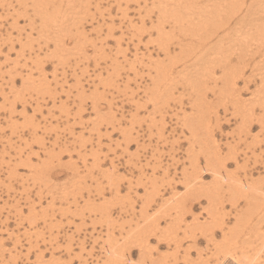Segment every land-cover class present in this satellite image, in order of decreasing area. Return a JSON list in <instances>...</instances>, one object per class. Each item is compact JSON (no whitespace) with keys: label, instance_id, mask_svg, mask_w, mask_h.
I'll use <instances>...</instances> for the list:
<instances>
[{"label":"rangeland","instance_id":"obj_1","mask_svg":"<svg viewBox=\"0 0 264 264\" xmlns=\"http://www.w3.org/2000/svg\"><path fill=\"white\" fill-rule=\"evenodd\" d=\"M178 1L0 0V264H208L231 227L263 245L246 192L221 179L216 204L205 192L211 164L264 181V84L251 71L264 48L240 46L231 19L234 38L211 45L246 63L225 86L189 4L210 2Z\"/></svg>","mask_w":264,"mask_h":264},{"label":"bare ground","instance_id":"obj_2","mask_svg":"<svg viewBox=\"0 0 264 264\" xmlns=\"http://www.w3.org/2000/svg\"><path fill=\"white\" fill-rule=\"evenodd\" d=\"M47 1V0H46ZM185 0H181V1H178L176 2L177 4H179V6H181L183 4ZM204 2H210L208 5H205V4H202V5H198V4H194V3H189L191 7H193L194 11L192 12L193 14H195L198 18V21H197V24L198 26L200 27H205L203 28L201 31H203V34L200 35V37L202 38L201 40H196L199 42L200 46L202 48H205L207 46H210V49L209 50H213V52H218L217 51V48L216 46H213L211 45L212 43V38H215V37H220L222 35L226 37V40L229 41L231 40L232 38H234L235 35H232V32L233 31V28H231V19H236L237 22H239L238 26L236 27L238 32H240V37L242 38V41L239 43L240 46H246V44L248 43V47H255V42L257 43V49L258 51L262 50L264 48V0H249V3L248 5L240 2V1H244L246 2L247 0H224L220 3L219 7L218 5L216 4V2L214 0H203ZM246 5V6H245ZM71 6V5H70ZM70 9V8H69ZM71 10V9H70ZM189 10V9H188ZM174 10L172 9V12ZM190 11V10H189ZM177 13H180L182 15V12H178L176 11ZM191 12V11H190ZM213 13H217L219 16H220V20L223 19L225 17V20L224 22H216V25H215V22L213 21ZM60 14V12H59ZM179 17L178 21L183 23V19L184 17L181 16ZM225 15V16H224ZM256 15H259V18L257 19V22H259L260 24L258 25L257 22H254L253 21V16H256ZM227 16V17H226ZM203 18L207 19V22L206 24L204 23H200L203 21ZM54 22V21H53ZM62 24V23H61ZM59 26H63V25H59ZM220 27H223V31H221L219 28ZM199 28V27H198ZM253 30V31H256L259 33V36L260 37H256V39L254 40V43H251V41H248V37L250 35V31ZM222 33V34H221ZM254 34V33H253ZM204 35V36H203ZM206 38V39H205ZM205 39V40H203ZM221 40V39H219ZM195 40L194 39H191L187 44H183L181 43V45L183 46L182 50H181V53L183 54H186V52H188V50L190 49V46L192 44V46L195 48L194 46V43ZM57 43L59 44V41H57ZM61 48V45L59 44V46ZM193 49V48H192ZM202 50V49H201ZM199 50V51H201ZM191 52V51H190ZM203 52V51H202ZM191 53H194V52H191ZM196 53V52H195ZM220 53L221 57H220V61L219 62H222L223 66H222V79H223V84L225 86H231L232 89H235L236 90V85L237 84V78H243V70H244V67L241 66V65H244L246 63V60L244 59V57L242 55L240 56H237V62H235V65L232 66L230 65V63H232L233 59L229 60L228 56L222 54L221 52H218ZM207 54V53H206ZM209 54V53H208ZM189 55V54H188ZM201 55V54H200ZM171 56V55H170ZM204 56V54H203ZM223 56V57H222ZM189 57V56H188ZM192 57V56H191ZM190 57V58H191ZM205 57V56H204ZM209 57V56H208ZM182 58V57H181ZM224 58V59H223ZM192 59V58H191ZM196 59L197 56H196ZM218 59V58H217ZM175 60H177L175 58ZM174 60V61H175ZM201 60V59H199ZM209 60V59H208ZM173 61L174 65H175V62ZM178 61V60H177ZM182 61V60H181ZM187 61V60H186ZM193 61V60H192ZM191 61V62H192ZM202 61V60H201ZM214 61H217L214 59ZM188 62V61H187ZM204 61H202L201 63H203ZM178 63V62H177ZM207 63H209L207 61ZM205 63V65L207 64ZM213 63V61H212ZM218 63V62H217ZM215 64V67H217L216 65V62L213 63ZM163 66H158V74L163 75V73H161L163 70V68L165 67L164 65L166 64H162ZM172 65V64H171ZM174 65H172L174 67ZM193 65V64H192ZM208 65V64H207ZM186 66V64H185ZM170 68V65L168 66ZM172 67V68H173ZM187 67V66H186ZM185 67V68H186ZM199 67V66H198ZM200 67H201V64H200ZM208 67V66H207ZM206 67V68H207ZM196 69V68H195ZM213 70V69H212ZM251 71H257L260 73H262V75H260L259 77H261V82L262 84H264V64H263V67H260L256 70H251ZM170 73V72H169ZM184 73V71H183ZM192 74V73H191ZM232 74H235V78H231L230 75ZM258 74V73H257ZM190 75V74H189ZM191 76V75H190ZM230 78H229V77ZM187 77V76H185ZM229 80V81H228ZM160 82H157V85L159 84ZM230 87V88H231ZM161 88V87H160ZM264 86H261L257 91H260L261 89H263ZM227 90V88L225 89ZM223 90V91H225ZM159 91V90H157ZM160 92V91H159ZM162 92V91H161ZM164 92V91H163ZM226 93V92H225ZM233 93V91H232ZM262 100H264L263 98H261ZM204 103V102H203ZM258 103L260 105H264V101H261L259 100ZM199 108V107H198ZM196 107V109H198ZM204 109V108H203ZM204 110H207V109H204ZM208 111V110H207ZM203 112V111H202ZM208 113V112H207ZM203 114V113H202ZM201 116H199L198 118H200ZM204 117V116H203ZM206 117V116H205ZM203 121H204V118H202ZM209 122V121H208ZM195 123V122H194ZM197 123H195V126H196ZM207 124V123H206ZM193 125V124H192ZM194 126V129L196 130ZM208 126V125H207ZM196 139V138H195ZM196 144V143H195ZM236 145V144H235ZM194 146V145H193ZM237 147V146H236ZM217 150V149H216ZM195 151V150H194ZM196 152V151H195ZM217 152V151H216ZM213 153V152H212ZM215 153V151H214ZM218 153V152H217ZM217 155V154H216ZM206 156V155H205ZM222 156V155H220ZM199 157V156H198ZM204 157V156H203ZM215 157V156H213ZM197 158V157H196ZM205 158V157H204ZM209 158V157H207ZM220 160V159H219ZM218 160V161H219ZM206 161V160H205ZM216 161V160H215ZM214 161V163H215ZM199 162V160H198ZM221 162V161H220ZM207 164V162H206ZM216 164V163H215ZM227 164V163H226ZM195 166V165H194ZM226 166L227 165H224L223 166V169L226 170ZM197 167V166H196ZM200 167V166H199ZM208 167H213V169L211 171L214 172V179H216V183H212V186L211 188L209 187V190L208 192H205L207 194H210L213 190L215 192V189L217 191H219L217 188L219 187L218 185V182H220L219 180H223V182H228L229 184H231L229 187H231V189L235 186V189H236V192L238 193H243V192H246V196H244L245 200L247 202H249V208L247 212L249 213H257L259 214L258 215V222L257 223H262V220L264 219V213L263 214H260L258 212V210H260V207H264V187H263V184H264V181L263 183L261 184H258V185H254L255 183H258L257 181H253L251 183H249V180L246 179V181H241L239 180V178H235V176L233 175L232 177L230 176V174L227 172V171H220V164L219 166H215L213 164L211 165H208ZM210 168V169H211ZM194 169V168H193ZM196 169V168H195ZM208 169V168H207ZM209 170V169H208ZM207 170V171H208ZM195 171V170H194ZM201 171H205L201 169ZM206 171V172H207ZM195 173V172H194ZM193 173V174H194ZM199 173H197L198 175ZM196 175V176H197ZM190 176V175H188ZM194 177V176H193ZM202 176H199V178H201ZM197 177V179H199ZM194 181V180H193ZM192 181V182H193ZM198 182V181H197ZM196 183V182H195ZM202 183V181L200 182ZM199 183V184H200ZM229 184H226V185H229ZM171 185V184H170ZM221 187V185H220ZM223 187V186H222ZM221 187V188H222ZM208 188L205 189V191L207 190ZM231 189H229L228 191H231ZM175 194L176 192L173 194V198H174V202L176 203H182L184 204V202L180 201L179 199L181 198H178V200H176L177 198H175ZM213 194V193H212ZM221 194V193H220ZM217 193L215 192V194L213 195L212 197V202L214 203V196L216 197L217 199ZM238 195V194H237ZM185 196V195H184ZM188 196H191V195H188ZM209 196V195H208ZM219 196V194H218ZM238 197H240L238 195ZM184 198L187 199V197L185 196ZM223 198V197H222ZM211 199V198H210ZM226 199V197L224 198ZM232 199V198H231ZM172 200V198H171ZM220 200H221V197H220ZM233 200V199H232ZM170 201V200H168ZM186 201V200H185ZM223 201V199H222ZM216 202V201H215ZM170 203V202H169ZM168 203V204H169ZM223 203V202H222ZM216 204V203H214ZM213 206V205H211ZM216 206V205H215ZM168 208V206H167ZM211 209V208H210ZM243 209V208H242ZM240 213V212H239ZM212 213H210L211 215ZM242 214V213H241ZM239 214L240 216L237 217V222L239 224H241V226H243V228H246V221L243 219V216ZM245 215V217L247 219H250L252 216H249L247 214H243ZM212 217V215L210 216ZM222 218V217H221ZM253 218V217H252ZM216 219V218H215ZM148 221V220H147ZM199 221V220H198ZM150 222V220H149ZM147 222V223H149ZM264 222V221H263ZM262 225V224H261ZM149 226V225H148ZM214 226V225H213ZM253 227V226H252ZM240 229V230H247V229ZM212 229V228H211ZM231 229H234L231 227ZM230 229L229 233H226L225 234L223 233L224 235V238L226 241H222L220 243H217L216 245V250L214 251L213 253V256H214V260L210 261V263L208 264H256L255 260H256V253H258L259 251H261L263 248H264V243L263 245L258 248V245L256 243H253L252 241L250 242V240H245L243 239V241H238L237 237L240 236V237H243V235L247 236L248 239H251V235L250 233H246V234H243V235H240V233H237V234H234V232H232V230ZM209 230V229H208ZM238 230V229H237ZM148 232V231H147ZM146 232V233H147ZM237 232V231H236ZM239 232V231H238ZM208 233H210L208 231ZM259 234L258 232L256 233V235ZM144 235V234H143ZM229 241V242H228ZM228 243V246L226 247H223V245L227 244ZM215 247V246H214ZM220 253L223 255V257H220L218 256L217 254ZM212 255V254H211ZM218 258H217V257ZM220 257V258H219ZM209 259V258H208Z\"/></svg>","mask_w":264,"mask_h":264}]
</instances>
